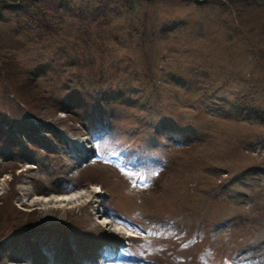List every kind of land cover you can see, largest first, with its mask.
<instances>
[{
	"label": "rangeland",
	"instance_id": "obj_1",
	"mask_svg": "<svg viewBox=\"0 0 264 264\" xmlns=\"http://www.w3.org/2000/svg\"><path fill=\"white\" fill-rule=\"evenodd\" d=\"M149 4L4 49L0 9V59L42 63L17 96L0 68V264H264V0ZM86 134L99 162L77 159Z\"/></svg>",
	"mask_w": 264,
	"mask_h": 264
},
{
	"label": "trees",
	"instance_id": "obj_2",
	"mask_svg": "<svg viewBox=\"0 0 264 264\" xmlns=\"http://www.w3.org/2000/svg\"><path fill=\"white\" fill-rule=\"evenodd\" d=\"M153 1L154 0H0V9L5 8L9 12V18L4 16L2 19L11 20L16 23V30L13 31V29H11L13 37L12 35H7L8 39L4 44L1 45V48L4 49L13 47V45H9V43L11 41L14 43V39L18 37L17 35L22 31L28 34L29 29L35 30V33H31L32 37L37 41L38 39L36 36L40 35L43 30H48L51 33L53 31L59 30L66 17H76L79 19V23H82L81 26H84L86 21L84 20V17H88V14L86 15L88 11L93 13L91 16L92 18L95 17V14L98 11H103L106 16V13L110 15L114 10L117 11L115 14L127 12L131 15V18H138L141 14H147L145 7L150 6L149 3ZM65 14L67 15L66 17ZM0 17H2L1 14ZM158 37V34L153 29H150L148 26H146V29H143V35L141 34V46L143 48L145 47V50L154 47V45L151 43H153V41L158 43ZM1 54L6 55V51H2ZM147 55L149 54L147 53ZM12 64L16 65V62H11L9 58L0 59V68L2 70L5 85L8 87L10 92L17 96V93H19L20 90L32 85L31 82L34 81L33 75H36L35 73H37V71L42 68V63L36 66V72L32 70L35 72L34 74L26 71V74H23L22 78H17L15 70H13V68H17V66H13ZM100 75H103V73L101 72ZM103 76H97L98 82L100 80L99 78L104 79ZM186 76L187 73L182 74L180 72L181 78L179 83L185 85L187 83ZM25 83H27L26 87L24 86ZM99 83L101 84V82ZM189 86L191 85H186V87ZM110 89L114 90L115 88ZM247 109H252L250 111H253L252 106H249L248 104L247 106L243 107L242 110L244 111ZM257 114H260L259 116L263 117L264 119V115H261V112H258ZM252 115L254 114L251 112L250 116ZM107 124L110 125L111 123L108 122ZM172 135L173 136L170 138L172 141L182 142V136H179L175 133ZM150 161L153 164L155 163V159L153 158H151Z\"/></svg>",
	"mask_w": 264,
	"mask_h": 264
},
{
	"label": "bare ground",
	"instance_id": "obj_3",
	"mask_svg": "<svg viewBox=\"0 0 264 264\" xmlns=\"http://www.w3.org/2000/svg\"><path fill=\"white\" fill-rule=\"evenodd\" d=\"M88 145V144H87ZM83 191V190H82ZM80 193V192H79ZM75 194V198H77V199H80V196H82V195H80V194ZM82 193V192H81ZM88 193V192H87ZM53 194V193H52ZM71 194V193H70ZM86 194V193H85ZM74 195V194H73ZM41 197V196H40ZM48 197V196H47ZM35 198V197H34ZM49 198L51 199V201H53L54 203L55 202H57V201H59V202H63V201H68L69 203H70V200L72 199V197H70L69 195H67V194H62V195H50L49 196ZM86 198H88V197H86ZM74 199V198H73ZM85 199V198H84ZM75 200V199H74ZM74 200H73V202H74ZM47 201H49V200H47ZM81 202H82V200H81ZM48 203V202H47ZM49 203H50V201H49ZM48 203V204H49ZM64 203V202H63ZM68 205V204H67ZM52 206V205H51ZM99 210V209H98ZM101 220V219H100ZM106 224H108L110 221H109V218H106V219H104L103 220ZM110 224V223H109ZM121 226L119 225V226H117L116 228H120ZM124 228H125V226H124ZM123 230V229H122ZM129 262H122L121 264H128ZM114 264H119V263H114Z\"/></svg>",
	"mask_w": 264,
	"mask_h": 264
},
{
	"label": "water",
	"instance_id": "obj_4",
	"mask_svg": "<svg viewBox=\"0 0 264 264\" xmlns=\"http://www.w3.org/2000/svg\"><path fill=\"white\" fill-rule=\"evenodd\" d=\"M86 160V159H85Z\"/></svg>",
	"mask_w": 264,
	"mask_h": 264
}]
</instances>
